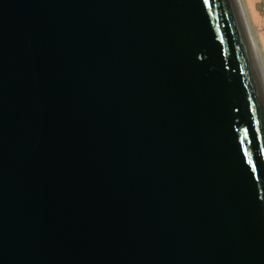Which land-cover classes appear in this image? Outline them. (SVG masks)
<instances>
[{"label": "water", "instance_id": "obj_1", "mask_svg": "<svg viewBox=\"0 0 264 264\" xmlns=\"http://www.w3.org/2000/svg\"><path fill=\"white\" fill-rule=\"evenodd\" d=\"M0 264H264L237 0H0Z\"/></svg>", "mask_w": 264, "mask_h": 264}, {"label": "rangeland", "instance_id": "obj_2", "mask_svg": "<svg viewBox=\"0 0 264 264\" xmlns=\"http://www.w3.org/2000/svg\"><path fill=\"white\" fill-rule=\"evenodd\" d=\"M243 2L264 61V0H243Z\"/></svg>", "mask_w": 264, "mask_h": 264}, {"label": "bare ground", "instance_id": "obj_3", "mask_svg": "<svg viewBox=\"0 0 264 264\" xmlns=\"http://www.w3.org/2000/svg\"><path fill=\"white\" fill-rule=\"evenodd\" d=\"M237 3H238V6H239V9H240L244 24L246 26V29H247L251 44H252V47H253L257 62H258L259 69L261 71V74H262V77H263V80H264V64H263L264 61H263L261 50L259 48L258 42L256 40V37H254V34H253L252 30H251L252 27L250 26V22H249L250 20H249V18L247 16V11H246V8H245L243 0H237Z\"/></svg>", "mask_w": 264, "mask_h": 264}, {"label": "snow or ice", "instance_id": "obj_4", "mask_svg": "<svg viewBox=\"0 0 264 264\" xmlns=\"http://www.w3.org/2000/svg\"><path fill=\"white\" fill-rule=\"evenodd\" d=\"M205 2H207V0H205Z\"/></svg>", "mask_w": 264, "mask_h": 264}]
</instances>
